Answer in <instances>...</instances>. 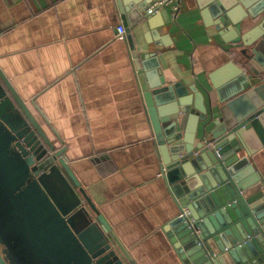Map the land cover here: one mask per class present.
<instances>
[{
	"label": "crops",
	"instance_id": "1",
	"mask_svg": "<svg viewBox=\"0 0 264 264\" xmlns=\"http://www.w3.org/2000/svg\"><path fill=\"white\" fill-rule=\"evenodd\" d=\"M153 1L0 0V69L64 148L70 169L133 260L184 264L168 232L176 235L165 230L179 205L164 179L126 34L118 39L117 26L130 27L140 63L148 61L157 79L202 93L207 120L211 106L213 117L220 115L218 90L226 81L217 71L229 61L240 64L243 45L225 41L197 0L146 15ZM262 18L242 21L239 35ZM194 111L178 113L182 138ZM205 122H198L194 144ZM250 162L264 183V146Z\"/></svg>",
	"mask_w": 264,
	"mask_h": 264
},
{
	"label": "water",
	"instance_id": "2",
	"mask_svg": "<svg viewBox=\"0 0 264 264\" xmlns=\"http://www.w3.org/2000/svg\"><path fill=\"white\" fill-rule=\"evenodd\" d=\"M197 1L225 41L243 45V61L217 71L226 81L218 90L219 117L211 106L207 120L195 88L149 72L154 68L140 63L130 27L125 30L164 179L179 209L189 212L165 230L176 235L168 232L184 264H264V183L250 162L264 146V0ZM258 16L259 25L239 35L237 25ZM192 102L196 117H188L182 138L178 113L192 112ZM198 122L205 124L194 144ZM0 264H137L70 169L64 148L1 69Z\"/></svg>",
	"mask_w": 264,
	"mask_h": 264
},
{
	"label": "built area",
	"instance_id": "3",
	"mask_svg": "<svg viewBox=\"0 0 264 264\" xmlns=\"http://www.w3.org/2000/svg\"><path fill=\"white\" fill-rule=\"evenodd\" d=\"M180 0H154L151 4L147 6L145 9L146 15H153L160 11L164 6H169L172 8L173 11H178L179 9ZM118 31V39H124L125 38V29L123 26H117ZM189 216V212L186 209V207H182L179 213V217H187ZM198 232V231H197Z\"/></svg>",
	"mask_w": 264,
	"mask_h": 264
}]
</instances>
